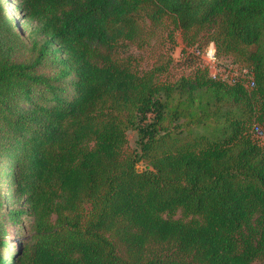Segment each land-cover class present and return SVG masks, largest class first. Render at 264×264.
Wrapping results in <instances>:
<instances>
[{"label": "trees", "instance_id": "1", "mask_svg": "<svg viewBox=\"0 0 264 264\" xmlns=\"http://www.w3.org/2000/svg\"><path fill=\"white\" fill-rule=\"evenodd\" d=\"M3 2L0 264H264V0ZM166 21L256 86L140 68Z\"/></svg>", "mask_w": 264, "mask_h": 264}, {"label": "rangeland", "instance_id": "2", "mask_svg": "<svg viewBox=\"0 0 264 264\" xmlns=\"http://www.w3.org/2000/svg\"><path fill=\"white\" fill-rule=\"evenodd\" d=\"M13 0H4L3 6L6 14L10 17L13 15ZM167 28H162L156 32V35L153 36L150 40L149 45L145 46V48L139 52V67L142 69H147L151 67L155 62L157 63H167L170 58V48L172 45L174 46V51L172 53V57L175 60V64L168 66V70L165 72L166 77H170L172 80H176L181 78L182 76H190L192 69L187 67L176 66L177 61L182 60V54L185 52H189L193 47L190 46L184 38V35L181 30H174V41H170L169 39V31L173 28V26H169V21L165 22ZM24 40H26V33H21ZM27 42V40H26ZM128 137V145L130 149H135L137 147L138 134L136 130H130L127 134ZM174 219H182V215L177 213L174 216ZM27 219H25V222ZM25 223L23 221H8L7 226L9 229V239L11 241V247L17 244L20 234L17 232L19 228H21ZM14 251V249H12Z\"/></svg>", "mask_w": 264, "mask_h": 264}, {"label": "built area", "instance_id": "3", "mask_svg": "<svg viewBox=\"0 0 264 264\" xmlns=\"http://www.w3.org/2000/svg\"><path fill=\"white\" fill-rule=\"evenodd\" d=\"M189 53L194 54L198 58L201 67L207 72L209 78L213 80L227 84H240L249 91L256 86L254 71L230 58L220 57L213 42L203 49L195 46L189 52L182 54L181 58H185ZM253 133L264 145V129L260 124L255 123L253 125Z\"/></svg>", "mask_w": 264, "mask_h": 264}]
</instances>
